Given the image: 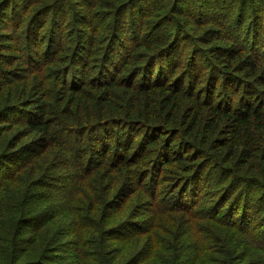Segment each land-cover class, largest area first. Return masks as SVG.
I'll list each match as a JSON object with an SVG mask.
<instances>
[{"label": "trees", "instance_id": "16d2710c", "mask_svg": "<svg viewBox=\"0 0 264 264\" xmlns=\"http://www.w3.org/2000/svg\"><path fill=\"white\" fill-rule=\"evenodd\" d=\"M0 264H264V0H0Z\"/></svg>", "mask_w": 264, "mask_h": 264}, {"label": "rangeland", "instance_id": "374dc122", "mask_svg": "<svg viewBox=\"0 0 264 264\" xmlns=\"http://www.w3.org/2000/svg\"><path fill=\"white\" fill-rule=\"evenodd\" d=\"M31 228L32 227H26L24 232L21 233V235H26L29 232V230H31Z\"/></svg>", "mask_w": 264, "mask_h": 264}]
</instances>
